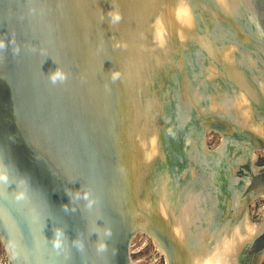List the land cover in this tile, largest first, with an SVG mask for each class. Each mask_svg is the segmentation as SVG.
Returning a JSON list of instances; mask_svg holds the SVG:
<instances>
[{"label":"water","instance_id":"95a60500","mask_svg":"<svg viewBox=\"0 0 264 264\" xmlns=\"http://www.w3.org/2000/svg\"><path fill=\"white\" fill-rule=\"evenodd\" d=\"M0 45L10 264H260L264 0H0Z\"/></svg>","mask_w":264,"mask_h":264},{"label":"rangeland","instance_id":"374dc122","mask_svg":"<svg viewBox=\"0 0 264 264\" xmlns=\"http://www.w3.org/2000/svg\"><path fill=\"white\" fill-rule=\"evenodd\" d=\"M204 134L205 144L208 150L214 149L221 143L222 134L216 131H206ZM252 152L257 156L256 161L264 162V151L253 148ZM255 161V162H256ZM249 220L254 224H260L264 219V199L256 197L247 205ZM0 264H10L8 254L0 241ZM4 250V251H3ZM131 261L133 264H166L162 255L151 237L144 233H138L132 240ZM260 264H264V257Z\"/></svg>","mask_w":264,"mask_h":264},{"label":"clouds","instance_id":"9594fccd","mask_svg":"<svg viewBox=\"0 0 264 264\" xmlns=\"http://www.w3.org/2000/svg\"><path fill=\"white\" fill-rule=\"evenodd\" d=\"M3 45H0V47H2ZM50 78H51V81L53 83H55L58 79L63 81L65 79V77L59 72V71H56L52 74H50Z\"/></svg>","mask_w":264,"mask_h":264},{"label":"bare ground","instance_id":"6f19581e","mask_svg":"<svg viewBox=\"0 0 264 264\" xmlns=\"http://www.w3.org/2000/svg\"><path fill=\"white\" fill-rule=\"evenodd\" d=\"M264 151V150H263ZM256 161V160H255ZM259 198H263V197H261V196H258ZM264 199V198H263ZM253 200V199H252ZM152 240H153V242H154V244L156 245V247L158 248V250H159V252L162 254V255H164V252H163V250L161 249V247L157 244V242L154 240V238H152ZM4 246V245H3ZM4 249L6 250V248L4 247ZM164 257H165V255H164ZM165 259H166V257H165ZM261 263V262H260ZM133 264V263H132ZM166 264H167V260H166Z\"/></svg>","mask_w":264,"mask_h":264},{"label":"flooded vegetation","instance_id":"af4514ba","mask_svg":"<svg viewBox=\"0 0 264 264\" xmlns=\"http://www.w3.org/2000/svg\"><path fill=\"white\" fill-rule=\"evenodd\" d=\"M256 163H260V162H258V161H256ZM264 163V162H263ZM4 249V248H3ZM0 250H1V248H0ZM4 251V250H3Z\"/></svg>","mask_w":264,"mask_h":264}]
</instances>
